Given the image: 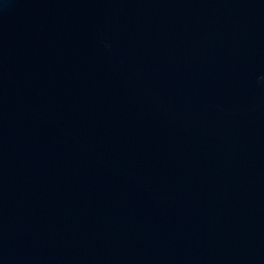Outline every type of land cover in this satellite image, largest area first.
<instances>
[{"label":"water","instance_id":"95a60500","mask_svg":"<svg viewBox=\"0 0 264 264\" xmlns=\"http://www.w3.org/2000/svg\"><path fill=\"white\" fill-rule=\"evenodd\" d=\"M0 264H264V0H0Z\"/></svg>","mask_w":264,"mask_h":264}]
</instances>
